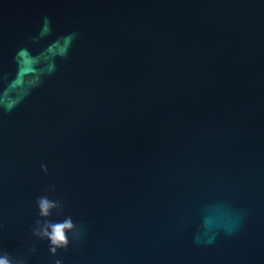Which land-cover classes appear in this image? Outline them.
Listing matches in <instances>:
<instances>
[{"label": "water", "instance_id": "obj_1", "mask_svg": "<svg viewBox=\"0 0 264 264\" xmlns=\"http://www.w3.org/2000/svg\"><path fill=\"white\" fill-rule=\"evenodd\" d=\"M5 252L264 264V0H0Z\"/></svg>", "mask_w": 264, "mask_h": 264}, {"label": "clouds", "instance_id": "obj_2", "mask_svg": "<svg viewBox=\"0 0 264 264\" xmlns=\"http://www.w3.org/2000/svg\"><path fill=\"white\" fill-rule=\"evenodd\" d=\"M42 168L47 172V166L42 165ZM37 205L39 208V216L49 217L50 209L57 207L60 208L61 204L59 201L52 200L48 196H41L37 199ZM37 225L43 224L44 227H37L34 232L35 235L40 238H47L50 241V252L55 255L59 249H67L70 244L69 235L66 234V230H70L73 233V237H76L77 226L74 225L71 216H68L63 222H52L51 220H37ZM9 254L5 252L2 257H0V264H14V260L9 258ZM19 264V262H16ZM55 264H62L61 260H56Z\"/></svg>", "mask_w": 264, "mask_h": 264}]
</instances>
